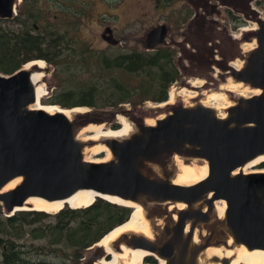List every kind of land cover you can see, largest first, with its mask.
I'll return each mask as SVG.
<instances>
[{"label": "water", "instance_id": "95a60500", "mask_svg": "<svg viewBox=\"0 0 264 264\" xmlns=\"http://www.w3.org/2000/svg\"><path fill=\"white\" fill-rule=\"evenodd\" d=\"M21 1L0 0V18L13 19ZM257 22L256 48L248 53L242 68H229L235 80L261 89L260 94L237 97L235 104L228 108L226 119L217 118L213 109L195 102L193 106H173L154 125L135 120L136 132L130 138L104 141L114 155L108 162L84 160L86 143L77 135L93 123L90 119L77 122L82 116L71 119L62 112L50 114L30 108L36 102L31 76L38 66L30 69L25 66L41 59L28 61L11 75L0 73V191L9 181L21 177L14 189L0 192V202L6 212L14 213L16 207H22L31 197L55 201L67 199L79 190H92L99 193L97 199L110 196L135 200L145 208H149V203L166 201L193 205L189 212L188 206L177 212L176 226L181 232L186 231L187 219L200 217L205 221V213L194 209L196 203L205 200L212 209L216 201L224 200L227 232L250 249L264 250V172L233 174L264 153V19ZM169 33L168 24L155 26L147 34L148 47L166 44ZM102 37L113 45L121 43L110 26L105 28ZM175 152L207 160V177L192 185L168 180L173 171H168L163 163ZM157 163L166 180L155 177L153 165ZM194 226L190 230L194 231ZM193 231L189 237L191 245L186 250H176L173 243L160 246L157 241L135 232L130 239H125L129 233L124 234L114 247L119 250L123 244L146 250L154 253L157 261L166 260L165 264H197V255L203 246L192 243ZM193 249L195 253H191ZM104 257L110 260L109 254ZM224 263L228 264L229 260Z\"/></svg>", "mask_w": 264, "mask_h": 264}, {"label": "rangeland", "instance_id": "374dc122", "mask_svg": "<svg viewBox=\"0 0 264 264\" xmlns=\"http://www.w3.org/2000/svg\"><path fill=\"white\" fill-rule=\"evenodd\" d=\"M24 1H21L18 5L17 15H20V12L25 10V5H22ZM27 2L33 3V8L40 15V21L37 24H33L35 29L32 32L45 35L47 40L52 43H55L58 36H66V39L58 42L59 45L56 49L58 53L57 62L48 63L45 59H41L46 65L43 72L45 73L44 83L47 88V94L41 100L42 104L44 102L51 103V100L62 92L73 91L76 96L82 87L89 84H96L102 88L104 93H110V82L113 79L120 80L125 84L138 85L141 83L144 77L139 75H128L119 69H114L110 72L104 70L100 58L102 56L115 58L134 50L143 53L153 52L147 51V34L152 28L163 23L170 26V33L167 43L160 45L158 49L166 48L172 53L173 51L176 52L175 55L173 53V57L180 72V77L170 85V92L174 89L179 90L186 87L199 92L200 88L191 86L189 82L187 83V80L190 81L192 78L203 79L207 82H204L203 87H201L204 91L210 82L216 84L220 76H227L228 78L231 76L230 78L233 80L232 73L224 74V69L218 64L220 62L219 58H221L218 51L215 52L216 55L211 60L208 59L210 56L208 52L204 53L205 60H199L197 48L190 45L189 42L186 43L185 39H188L190 35L197 34L195 32L199 31L197 35L200 36L202 28L212 31L219 30V28H240L236 33L238 34L243 32L241 28L251 26V21L256 22V16L259 15V12L264 11V0H171L170 3H166L167 5H163L164 3L159 0H28ZM243 2H248V8L242 5ZM236 3L239 6H236ZM230 16L234 19L235 17L241 18L244 21L241 22L243 24L240 23V26H235L234 20ZM15 21V18L10 19L4 22V25L7 28H21ZM235 21L237 20L235 19ZM107 26L113 29L115 37L121 43L113 46L103 39L102 35ZM184 32H186V36ZM253 32V39L256 40L255 31L253 30ZM252 40L250 39L248 42ZM243 42L245 40H240L238 44ZM217 46L215 42H211L206 45V48L216 49ZM88 48L92 55L89 56L87 52L86 62L82 58V54L86 52L82 50H87ZM240 50L242 52L243 49ZM73 53L75 57L69 58ZM244 54H248V52H244ZM234 57L229 58V60L244 59L240 53L234 55ZM212 60L216 63L212 62ZM227 82L229 81L220 83ZM215 89L217 90V88L212 90ZM151 90L153 91L150 93L154 95L159 92L157 87ZM223 92L231 99H236L231 92L225 90ZM139 95L141 96V93ZM138 98L140 97L138 96ZM43 105L50 106V104ZM157 105L158 102L154 100L143 101L138 99L136 103L125 102L110 105V103L102 101L100 107L78 106L83 110L77 114L82 116V119L77 118V122L83 121V118H88L93 123L105 124V127L102 126V131H110L113 130L111 127L119 125V122L120 124L122 123L119 114L142 122L146 118H155L170 111L168 107ZM57 106L62 108L60 105ZM102 156H104V153L98 157ZM261 163L259 162L254 167H251L250 170H264V168H260ZM163 164L169 170H175L174 165L170 163V159H164ZM155 165L159 166L158 163ZM0 204L2 205L0 218L5 223L0 232V238L6 241V245H8V242H16L18 250L21 251V256L28 260L56 259L55 255L59 253L56 249H60L64 245L53 246L47 238H35L34 235H31L29 233L31 227L28 225L32 221L30 217L24 219L26 225L19 227L17 233L6 223L8 216L22 211L32 212V210H20L11 214L6 212L2 202ZM130 208L132 213L134 209ZM145 209L147 210V216L152 217L154 223L160 221V234L162 233L161 226L170 225L168 222L172 223L174 221L173 214H176L178 218V211L167 212L166 208L156 206ZM44 213L48 215L41 221L40 226L53 224L57 213ZM207 224H209L211 230L213 229V232L216 231L218 233L221 231L219 224H210V222ZM100 243L82 251L83 256L77 263L99 264L98 261L105 259L104 256L111 252L105 244ZM0 249L3 248L0 247ZM0 264H3V256L1 254Z\"/></svg>", "mask_w": 264, "mask_h": 264}, {"label": "bare ground", "instance_id": "6f19581e", "mask_svg": "<svg viewBox=\"0 0 264 264\" xmlns=\"http://www.w3.org/2000/svg\"><path fill=\"white\" fill-rule=\"evenodd\" d=\"M259 17L264 19V12H259ZM259 19V18H258ZM257 19V20H258ZM253 22V23H252ZM258 28L257 21H251V26L241 28L243 33L245 31H256ZM239 32L235 34L237 39H241L243 34ZM257 40L253 39L250 42H243L241 44V49L243 52H251L252 49L256 48ZM251 50V51H250ZM232 61L233 67L240 69L243 66L244 60L239 58ZM38 66L37 71L32 73V81L36 90V102L30 106L31 109H41L45 110L50 114L57 112H62L66 114L69 118L73 119L78 113L82 112L81 107L75 108H60L55 104L43 105L41 100L47 94L46 84L44 83L45 73L43 72L46 68L44 61L36 60L26 64V69H30L31 66ZM229 78L225 81L227 83L220 84L217 90H208L203 91L202 86L204 82L203 79L192 78L189 81L193 87L200 88L203 92L200 95V92L197 90H192L182 88L179 90L169 91V97L166 102H161L157 106L167 107L173 104H176L179 100L185 101V105L193 106L195 101L199 102L215 111L217 118L226 119L228 117V108L235 104L236 99H231L228 95L223 92H231L235 98L242 97L247 98L251 96H256L261 93V89L251 88L250 86L235 81L232 78ZM223 81V82H225ZM182 98V99H180ZM54 105V106H52ZM120 115L122 123L117 129L110 131H102V126L105 127L103 123H92L88 126L83 127L77 135V138L84 143H86L83 149V155L85 161L90 162H108L114 158V155L110 148L105 144L106 139H118L123 140L130 138L135 132L136 128L134 121L131 118H128L124 115ZM118 116V115H117ZM165 114L157 116L155 118H146L145 122L150 125H154L157 119L163 118ZM120 123V122H119ZM93 141L94 144L90 146L87 142ZM104 153V156L98 157L101 153ZM264 161V153L257 155L252 160H249L244 165L239 167L233 172L234 175L242 172L248 174L251 172H258L259 170H250L251 167H254L259 162ZM170 163L174 165V171L169 175L168 180L173 183L180 185H192L195 184L208 175V162L202 158H194L186 155H181L179 152L173 153L170 156ZM154 170L156 171V176L166 180V177L162 174V169L160 166L153 165ZM160 170V171H159ZM259 172H264L261 170ZM21 182V177H17L9 181L4 187L1 188L0 192H7L14 189ZM99 193H96L92 190H79L74 195L67 199L47 201L42 198L31 197L26 200L22 207H16L15 212L20 210H37L45 211L49 213H57L61 209L69 206L70 208H84L90 206L98 197ZM105 200L110 202L125 205L132 207L133 213L126 223L116 227L110 231L106 236H104L101 243L105 244L108 250L111 252L110 260H100L99 264H151L144 262L145 256H149L151 252L142 249H133L131 247H126L123 244L119 246V250H116L114 244L122 238L126 233L135 232L144 234L149 237L151 240L159 241L160 239V221L154 223L152 219H149L147 216V210L144 205L140 204L135 200H121L116 197L105 196ZM149 208L160 207L166 208L167 212L169 211H180L186 209V203L183 202H173L166 201V203H149ZM200 203H196L195 206H199ZM215 212L212 215V220L210 224H219L221 226V231L218 233H212V230L209 227V224H200L196 226L193 231L192 242L193 244H200L203 248L198 252L197 255V264H225L224 260L228 259V264H264V250L262 249H250L243 243H238L235 241L231 232H227L226 229V208L227 204L224 200L215 202ZM206 209V206L204 207ZM13 214V213H11ZM174 220H176L177 215L173 214ZM161 219V218H160ZM153 223L155 226H153ZM162 228V226H161ZM191 228V225L188 224L186 227V232ZM159 231V233H158ZM98 242V243H99ZM100 243V244H101ZM99 246V245H98ZM205 246V247H204ZM166 260H158L156 264H165Z\"/></svg>", "mask_w": 264, "mask_h": 264}, {"label": "trees", "instance_id": "16d2710c", "mask_svg": "<svg viewBox=\"0 0 264 264\" xmlns=\"http://www.w3.org/2000/svg\"><path fill=\"white\" fill-rule=\"evenodd\" d=\"M27 1L25 0L22 4L25 5V10L14 17L15 22L21 28H7L4 22L10 19L0 18V73L5 75L15 73L33 59H45L48 63L57 62L58 42L66 39L65 35L58 36L55 43H52L47 40L45 35L32 32L35 29L33 24L40 21V15L33 8L34 4ZM159 1L163 2V5H167L166 3H170L171 0ZM82 51L86 52L82 54V58L83 61L87 62V56L88 54L91 56L92 52L89 48ZM73 57H75L74 53L69 56V58ZM100 62L106 71L119 69L128 75H139L144 79L138 85L125 84L120 80L113 79L110 82V93H104L102 88L96 84H89L82 87L76 96L73 91L62 92L58 95L59 97H54L51 103L44 102V104H55L70 109L78 106L100 107L102 101L110 103V105L125 102L136 103L138 99L165 101L168 99L170 85L180 77L173 53L166 48L151 53H141L134 50L115 58L102 56ZM156 87L159 89L158 94H151L150 92L153 91L151 89ZM117 127L119 125L111 128L117 129ZM1 209L2 205L0 204V213ZM131 210L125 205L96 199L88 207L61 209L59 213L57 212L53 224L43 226H40V223L48 215L44 213L45 211L32 210V212L15 213L6 218V223L16 233L19 231V227L26 225L24 219L30 217L32 221L28 225L31 227L29 231L31 235H34L35 238L45 237L53 246H64L56 249L59 251L55 255L56 259L28 260L21 256V251L18 250L16 242H8L6 245V241L0 238V247L3 248L0 249V254L3 256V264H78L77 261L83 256L82 251L91 248L94 243L110 231L130 220L133 213ZM4 224L0 218V232Z\"/></svg>", "mask_w": 264, "mask_h": 264}, {"label": "flooded vegetation", "instance_id": "af4514ba", "mask_svg": "<svg viewBox=\"0 0 264 264\" xmlns=\"http://www.w3.org/2000/svg\"><path fill=\"white\" fill-rule=\"evenodd\" d=\"M247 3L243 2L242 5L245 6V8H248V4ZM235 5L239 6L237 3ZM231 16H230V18L234 20L233 22H234L235 26H240V23L244 22L241 18H237V17H235V19L237 20V21H235V19L233 17H231ZM256 17H257V19L261 18V17H259V15L256 16ZM241 24H243V23H241ZM36 28H38V27H36ZM239 30H240V28H219V30L212 31V30H206L205 28H202V30H201L202 34L200 36L197 35L200 31L199 32L193 31V32H195L197 34L190 35L188 37V39H185V41H186V43L189 42L190 45H192L195 48H197L196 51L199 52V57H200L199 60H205V58H204V53L205 52L209 53L210 56H209L208 59L211 60L216 55L215 52L218 51L220 53V56H221V58H219L220 62H218V64L220 65V67L222 69H224V74H231V73H233V71L229 67L233 68V65H232V60H229V58H232V57L235 58L234 55H236L238 53L242 54L243 57H244V59H241V60L246 61V58L248 57V54H244L243 51L241 52V50H240L241 49V43L238 44V41L245 40V42H248V40H250V39L252 40L254 38L253 37V35H254L253 31H246L245 34L242 32L243 34H242V38L241 39H237L235 37V34ZM184 34L186 36V32H184ZM211 42H215L216 46L218 45L216 49H214V48H206V45H208ZM110 45H113V44H110ZM113 46H115V45H113ZM146 46H147V51H153V52L158 50V47H159L158 46L156 48L150 49L148 47L147 41H146ZM138 52H141V51H138ZM141 53H143V52H141ZM173 53H174V55L176 54L175 51H173ZM212 62H214V61L212 60ZM214 63H216V62H214ZM209 64L211 66L210 62H209ZM227 79H228L227 76H220V78H218L217 80L220 81V82H223V80L225 81ZM218 81L216 82V84L214 82H210L209 85L206 87L205 91L212 90L214 88H218L220 86V84H221L220 82L218 83ZM188 82L189 81L187 80V83ZM202 90H200L199 92L202 93L204 91V90L203 91ZM200 95H202V94H200ZM157 102H160V101H157ZM195 102H199V100H197ZM178 104L185 105V103H183L181 100H179L176 104H173V105H170V106H167V107L171 110L173 106L178 105ZM186 106H189V105H186ZM260 168H264V162L261 163V167ZM199 203H200V205L197 206V207L194 205L195 206L194 209L198 210V211H202V212L205 213V216H203V218H205V221L202 220V218H200V217H197V218H195L193 220L187 219L185 223L186 224L187 223L190 224L191 227H193L194 225L198 226V225L204 224V223L207 224L208 221L211 220L212 215L215 212V207L213 206L212 209H210L208 207V203L205 200H201ZM186 206H188V205H186ZM205 206H206V209H204ZM188 207H189V210H187V212H189V211H191L193 209V205L188 206ZM152 220H153V218H152ZM176 222H177V220H174L172 223L168 222L170 225H167V226L164 225L162 227V233L160 234V239H159V241H157V244L160 245V246H163L165 243H173L175 245L176 250L177 249H180V250H184L185 249L186 250L187 247L189 246V244L191 245V241H190L189 237H190V235H191L193 230L192 229L190 230V228H189V230L187 232L185 231V229L183 231L179 232L178 231V227L176 226ZM153 226H154V223H153ZM215 227H217V226H215ZM212 233L214 234V233H217V232L216 231L213 232V229H212ZM130 237H132V232L127 234L125 236V239H130ZM164 252H167V250L165 249ZM192 252L195 253L196 250L193 249L191 251V253ZM193 259H194V257H193ZM144 261L145 262H150V263H155L157 260L154 257V253H151L149 255V257L147 259H145Z\"/></svg>", "mask_w": 264, "mask_h": 264}]
</instances>
